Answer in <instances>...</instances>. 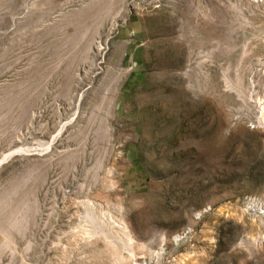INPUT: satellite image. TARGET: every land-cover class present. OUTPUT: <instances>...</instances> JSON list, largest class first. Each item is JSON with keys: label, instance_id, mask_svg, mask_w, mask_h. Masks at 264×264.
Listing matches in <instances>:
<instances>
[{"label": "rangeland", "instance_id": "obj_1", "mask_svg": "<svg viewBox=\"0 0 264 264\" xmlns=\"http://www.w3.org/2000/svg\"><path fill=\"white\" fill-rule=\"evenodd\" d=\"M0 264H264V0H0Z\"/></svg>", "mask_w": 264, "mask_h": 264}]
</instances>
